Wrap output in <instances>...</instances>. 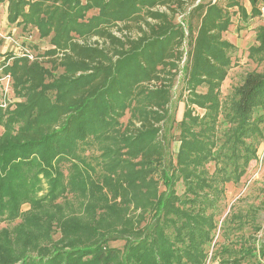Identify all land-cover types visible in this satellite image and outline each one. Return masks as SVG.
Returning <instances> with one entry per match:
<instances>
[{
	"label": "trees",
	"instance_id": "obj_1",
	"mask_svg": "<svg viewBox=\"0 0 264 264\" xmlns=\"http://www.w3.org/2000/svg\"><path fill=\"white\" fill-rule=\"evenodd\" d=\"M249 1L0 0L49 43L0 52V264H264V227L218 218L264 141V71L222 96Z\"/></svg>",
	"mask_w": 264,
	"mask_h": 264
},
{
	"label": "rangeland",
	"instance_id": "obj_2",
	"mask_svg": "<svg viewBox=\"0 0 264 264\" xmlns=\"http://www.w3.org/2000/svg\"><path fill=\"white\" fill-rule=\"evenodd\" d=\"M225 3L228 0H223ZM248 11L251 12V3L249 0H239ZM8 3H0V52H11L14 46L7 40L8 37L15 38L23 45H29L34 53L42 55L49 47L48 40H41L35 29H30L26 32L22 31L16 25H10L7 20ZM231 11H237L233 8ZM233 24L229 34H226L228 41H233L235 49L231 51L232 67L229 75L222 86V96L226 98L232 95L234 88L242 83L247 73L257 71H264V63L257 64L249 59V50L256 42V30L260 25L264 24V15L257 17L247 22L240 19L239 14L233 16ZM232 43V42H231ZM1 61V60H0ZM1 75V71H0ZM181 84H177L174 91V101L176 102L180 96ZM14 98L11 81L6 78H0V102L13 103ZM185 110L184 103H179L176 118L177 121L182 119ZM2 130L0 129V133ZM176 147V145L174 146ZM213 168V167H212ZM226 199L221 205V214L219 218V227L222 228L227 215L233 213H242L245 218L251 220L249 224L245 225L243 231L238 233H245L250 235L252 233V220L255 225L264 227V141L261 143L258 150V158L253 160L247 170L246 175L242 178L240 183H229L226 186ZM28 205L23 206V210H27ZM7 226V224H0V229ZM223 232V231H222ZM222 232L218 233L216 240L224 243L222 239ZM263 231L259 233V237ZM231 240V239H230ZM114 245L121 247L122 242H117ZM219 245L216 247L218 249ZM215 249H211L210 259L208 264H219L218 260L214 259Z\"/></svg>",
	"mask_w": 264,
	"mask_h": 264
},
{
	"label": "built area",
	"instance_id": "obj_3",
	"mask_svg": "<svg viewBox=\"0 0 264 264\" xmlns=\"http://www.w3.org/2000/svg\"><path fill=\"white\" fill-rule=\"evenodd\" d=\"M201 0H198V2ZM212 3L217 2L218 0H208ZM262 14L264 15V6L261 8ZM7 40L10 41V43L14 46V49L18 51V53L22 56H28L32 58L31 53L26 49V47H23L15 38L8 37Z\"/></svg>",
	"mask_w": 264,
	"mask_h": 264
},
{
	"label": "crops",
	"instance_id": "obj_4",
	"mask_svg": "<svg viewBox=\"0 0 264 264\" xmlns=\"http://www.w3.org/2000/svg\"><path fill=\"white\" fill-rule=\"evenodd\" d=\"M247 8H248V7H247ZM247 8H246V9H247ZM6 11H7V7H6ZM248 12L250 13V11H248ZM231 28H232V25H231V27H230L229 30H231ZM229 32H230V31H228L226 34H229ZM226 34H225V38H227ZM227 40H228V39H227ZM231 42L233 43V41H231ZM233 44H234V43H233Z\"/></svg>",
	"mask_w": 264,
	"mask_h": 264
}]
</instances>
